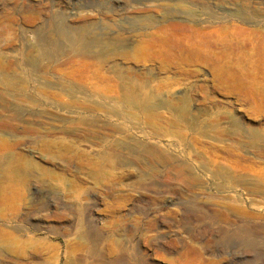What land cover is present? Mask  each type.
Instances as JSON below:
<instances>
[{
    "label": "rangeland",
    "instance_id": "374dc122",
    "mask_svg": "<svg viewBox=\"0 0 264 264\" xmlns=\"http://www.w3.org/2000/svg\"><path fill=\"white\" fill-rule=\"evenodd\" d=\"M0 264H264V0H0Z\"/></svg>",
    "mask_w": 264,
    "mask_h": 264
},
{
    "label": "bare ground",
    "instance_id": "6f19581e",
    "mask_svg": "<svg viewBox=\"0 0 264 264\" xmlns=\"http://www.w3.org/2000/svg\"><path fill=\"white\" fill-rule=\"evenodd\" d=\"M75 40H76V42H77V41H79L80 39H79V38H77V39H75ZM76 42L74 41V43H76ZM80 42H81V41H80ZM80 42H79V43H80Z\"/></svg>",
    "mask_w": 264,
    "mask_h": 264
}]
</instances>
